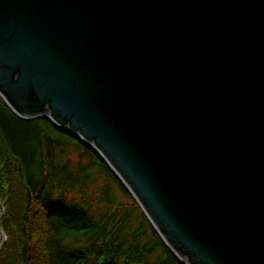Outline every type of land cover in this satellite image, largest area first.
Here are the masks:
<instances>
[{
  "label": "water",
  "instance_id": "water-1",
  "mask_svg": "<svg viewBox=\"0 0 264 264\" xmlns=\"http://www.w3.org/2000/svg\"><path fill=\"white\" fill-rule=\"evenodd\" d=\"M0 96L90 144L183 264H264V0H0Z\"/></svg>",
  "mask_w": 264,
  "mask_h": 264
},
{
  "label": "trees",
  "instance_id": "trees-1",
  "mask_svg": "<svg viewBox=\"0 0 264 264\" xmlns=\"http://www.w3.org/2000/svg\"><path fill=\"white\" fill-rule=\"evenodd\" d=\"M0 264H183L92 146L0 96Z\"/></svg>",
  "mask_w": 264,
  "mask_h": 264
},
{
  "label": "rangeland",
  "instance_id": "rangeland-1",
  "mask_svg": "<svg viewBox=\"0 0 264 264\" xmlns=\"http://www.w3.org/2000/svg\"><path fill=\"white\" fill-rule=\"evenodd\" d=\"M59 128V127H58ZM61 129V128H60ZM61 130H63V129H61ZM65 132H67L66 130H64ZM67 133H69V132H67ZM69 134H72V133H69ZM72 135H74V134H72ZM0 233H1V238H4L5 237V234L2 232V230L0 229Z\"/></svg>",
  "mask_w": 264,
  "mask_h": 264
}]
</instances>
